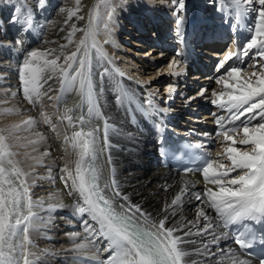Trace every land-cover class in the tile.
Instances as JSON below:
<instances>
[{
    "label": "snow or ice",
    "instance_id": "obj_1",
    "mask_svg": "<svg viewBox=\"0 0 264 264\" xmlns=\"http://www.w3.org/2000/svg\"><path fill=\"white\" fill-rule=\"evenodd\" d=\"M171 2L173 14L177 16L179 35V26L184 22L180 13L186 11L185 0H171ZM234 3L237 8L241 3L246 6L258 3L259 8L255 29L251 32L250 39L244 44L243 49L241 50L238 44L237 52L225 54L223 60L216 65L217 73L223 70V74L216 79V83H223L226 90H232L219 94L213 92L212 95L215 98L211 100L213 105L227 113L226 116H217L215 123L223 130L224 141L230 142L224 148V153L231 166L226 167L219 161L205 158L202 166L203 178L206 182L218 186V190L213 191L209 188L203 194L192 193L196 200L215 212L214 220L221 222L215 223L217 229L242 221L264 223V0H234ZM16 11L18 13L20 9ZM80 18L83 19V17ZM12 21L18 22V16L13 15ZM31 22L29 17L28 25H31ZM72 28L73 31L69 37L77 30L75 25ZM84 33L85 36L80 40L76 50L64 56L66 67L57 65L56 59H48L47 57L51 54L48 51L33 49L27 53L23 64L19 67V81L23 96L30 104L34 103V97L39 99L41 88L52 80L59 69L62 90L77 88L82 96L86 91L88 111L92 113V102L95 99L93 56L86 44L87 38L92 35L90 25H86ZM181 42H183L182 37ZM93 47L96 46L93 45ZM176 56L182 57L183 53L177 52ZM234 56L241 58L242 66L246 63V59L250 58L252 63L248 67L253 71L241 78L242 66L226 68V62ZM95 58L104 59L105 54L96 48ZM179 63H181L180 60H174V63L169 64V68L172 69ZM107 72L108 69L105 68L100 74L101 77ZM45 73L50 74L45 76ZM225 74L228 79L224 78ZM174 90L169 88L170 93ZM49 91H51L50 86ZM116 100L119 103L121 97L117 96ZM97 115L103 118L102 114ZM45 122H48L47 119ZM23 123L31 125L33 120L30 118ZM69 123H71L70 118ZM80 123L84 124L83 116L80 118ZM97 132L98 129H92L88 132L73 133L72 148L76 150L78 156L75 174L67 166L60 170V180L64 184L67 196L75 201L74 212L81 222L85 234L83 239L87 241V243L76 242L81 233H71L70 238L74 243L73 251L77 255H87L86 250L94 249L93 255L89 257L90 261L94 260L96 254L102 250L108 255L101 264H196L194 260H191L193 252L215 259V253L209 251V245L218 243L223 233L216 234L214 220L203 209L197 210L198 219L195 222H185L181 218L168 224L177 214L175 206L183 202L182 196L185 194V189H181L180 194L176 195L170 204L165 205L162 209L163 216L157 218L145 213L140 205L133 204L127 195L118 190L115 180L112 181L111 186L104 185V188H110L113 192L112 197L104 195V190L98 184V170L91 164L83 167L86 158L90 157L93 162L96 159L99 148ZM107 132L108 122L105 121L104 147L109 144ZM230 133H242V137L236 141ZM236 143L248 147L242 150L234 146ZM196 147L199 148L200 145ZM14 155L15 153L9 150L6 137L0 134V264H36L40 257L31 251L33 244L30 232L38 230V223H45L34 210L38 207L43 208V202L32 200L30 191L33 185L27 183L28 174L22 173L16 162L10 158ZM108 162L110 164L111 160L109 159ZM48 171L51 178L52 168L49 167ZM232 173L236 175L232 176ZM11 177L19 181L18 187ZM224 178H228V186H225ZM203 197L207 199L204 200ZM117 200L122 202L117 204ZM58 207L62 208L63 204H59ZM56 208V205H48L49 211H54ZM25 211L27 214H24ZM137 215L143 218L144 223L151 224L154 231L137 223ZM201 217L207 223L201 225L199 220ZM194 228L195 231H193ZM193 236H211L212 239L199 241L201 248L184 247L198 243L197 240L188 239ZM97 238H103L106 241L103 249L95 248ZM255 241V234L245 232L239 233L234 239V243L241 249H251ZM259 242L264 245V233H261ZM230 264H249V262L237 259L232 254ZM258 264H264V255L259 258Z\"/></svg>",
    "mask_w": 264,
    "mask_h": 264
},
{
    "label": "bare ground",
    "instance_id": "obj_2",
    "mask_svg": "<svg viewBox=\"0 0 264 264\" xmlns=\"http://www.w3.org/2000/svg\"><path fill=\"white\" fill-rule=\"evenodd\" d=\"M27 1H29V3H27ZM27 1L0 0V20H1L0 22H2V19L7 14H12V17L13 15L18 16V22L13 23L11 17L9 21L10 23L7 24L5 23L1 30L4 34L8 36V39L12 38V40L10 41L6 40L7 43H5V45L7 44L6 46L9 45L15 46V49L11 47H7L8 51L9 50L11 51L9 52L10 57L11 59L13 58L14 62L13 61L9 62V65L12 64L11 68H9V72H6L7 76L6 75L4 76H6V79H8L5 81V83H8L10 85L12 91L0 92V100L2 99L4 100V102H0V107L4 104L6 105V103H10V102L14 103L15 106L17 107L16 115H14L15 117H20V118L27 117L28 119L31 118L33 120L34 117H38V118L42 117L41 107L39 106L37 108L36 106L37 101L39 100L42 101V99L40 98L46 97V93L49 94V96L53 97V101L50 102L51 104L49 103V105L55 109V113L57 115L58 127H56V129L58 131L59 137L61 138V140H63V142L65 141V145H66L63 146L64 148L63 153L57 154L58 151L57 148L56 150L54 149L55 150L54 152H52L51 147L54 146V143L50 142L49 139H47V137L45 136V139L42 138L33 143L35 150L42 151V153L35 154L38 163L37 166L33 165L27 158L18 157L16 158V161H14L15 158H13V161L16 162L17 166L22 170V172L28 174L27 183L29 185H31V182L35 180L36 183L40 184V188L42 187L46 192H48L47 194L45 193L46 195H42L38 200H36L35 197L32 196L33 194L31 195L30 192L33 201H42L43 203H45L43 204V208L38 207L34 209L37 212L38 216L45 223L44 224L38 223L37 224L38 230L30 232V239L33 244L31 251H34L37 254V256L40 257V259L36 261V264H40L43 260L51 259L47 257L48 253L40 251V249L35 246L36 242H42L43 237L47 236L44 233V230L53 228L52 223L54 222H51L50 219L58 220L57 217L55 216V211L48 210L49 204L56 205L57 208H60L58 207V205L62 203L63 207L60 209H63L65 212L72 211L73 216L70 219V221L67 222L68 223L70 222L71 225L75 226L74 227L75 229L69 231L67 237H71V233L73 232H79L81 233V236L77 237L76 242L87 243V241L83 239L85 234L83 233L81 222L77 218V215L74 212L75 201L73 200L72 197L67 196L66 190L64 188V184L60 180V175H61L60 170L65 166H67L73 172V174H75V163L78 159V156L76 155V150L72 148V139H71L75 131L88 132L92 129H98L97 136L99 138V148L97 149L96 159L93 162L90 157L86 158L83 166H87V165L89 166L91 164L93 167H95L98 170L99 172L98 184L104 190V195H106L107 197H112L113 192L110 190V188H104V185L108 184L109 186H111L112 181L115 180L118 186V190L122 194L127 195L133 204L140 205L145 213L150 214L151 217L153 218H157L158 216L160 217L163 216L164 213L162 212V209L165 208V205L170 204L171 200L174 199L176 195L180 194L181 189H185V194L182 196L183 202L180 205L175 206L177 208V214L175 217H172L170 219L168 224L170 225L172 221L180 220L181 218L185 222L187 221L195 222L198 219L196 215L198 209H203L206 212V214L213 219V214H211L212 210L210 208H207L201 201L196 200L195 197L192 195V193L199 192L198 190L195 189L196 184L193 181H190L187 178L177 175L172 176L166 171H161L159 169L152 168L146 164L145 157L146 155H150V152L146 154V151L150 150L152 146V144L150 143L152 141V131L154 127V121L151 119L150 116V111H152V107H150L149 105L150 107L149 108L144 104V102L142 103L136 102L135 107H132V103L140 99V95L137 91V88L136 89L131 88L130 83L127 82L128 80L119 76L115 70H108V72L105 73L103 77H101L100 74L104 72L105 66L101 59L95 58L96 50L93 47V45H95L96 41L99 39L96 35H93V33L86 40V44L93 56L92 73H93L95 99L92 102L93 103L92 113H89L88 111L89 104L87 100L86 91L85 94L82 96L77 88H69L67 90H62L59 70H57V73L53 75L52 80L48 81V83L41 88L40 90L41 95L39 99H36L35 97L33 98L34 103L30 104L24 98L23 90L20 87V81H19V67L20 65L23 64L24 59L27 56V53L31 50L26 51L27 44L25 43L24 38L27 39L29 35H24L22 30H24V28L32 27V26L34 30H37L39 29V26L40 27L43 26L44 35L36 36L37 43H35L33 49L50 52L51 54L47 57L48 59H53L54 56L61 54L60 55L61 62L64 65V67H66L64 56L70 55L72 51H75L77 46L79 45L80 40L84 38L85 27L87 24H89L87 23L88 14L90 11L89 8L93 7V5L96 4L97 2L96 0H79V3H77V0H27ZM121 1L122 3L121 4L119 3L120 13L118 15H120L122 19L129 18L131 21H133L134 22L133 27H135L133 30H135L136 28L145 29L146 25L150 21L156 22V20H158V22H160L158 23L159 24L158 27L159 26L160 27L156 29H151V32L154 33L152 35L155 36V33L159 35L165 32H166L165 34H169L168 30L166 29L168 28L167 24L169 22H165V20L167 19L164 18L166 17L170 18V16L168 15L166 16V14H168L167 12L158 9L155 3L153 2V0L152 1L151 0H121ZM115 2L117 1L112 0L109 4L115 7L117 5V3ZM217 8L218 10L215 12L217 17L221 19L224 18L225 20L228 18L230 19L233 18L231 17L230 12L227 10L228 8L226 9L225 7L224 8L217 7ZM16 9H20V11L17 13ZM52 9H55V13H53V15L51 13ZM235 10L239 12L243 11L242 8H237V7H235ZM69 13H74V15L70 16ZM242 14L244 18L247 17L246 13L242 12ZM146 15L150 18V21L148 20ZM29 17H31V21H32L31 25H28L27 23ZM80 17H83V19H81ZM112 17H113L112 21L115 24V26H113V32H118L117 31L118 28L122 30L123 27L121 26V20L118 21L117 20L118 18L114 16ZM205 18L203 17L202 20H204ZM89 20H90V16H89ZM205 20H209V19H205ZM235 21L237 22L236 24L239 25L240 30H243L245 28L244 19H240V20L235 19ZM199 22L202 21H197L196 23ZM196 23L194 28H196ZM73 25H75L77 29L73 34L74 36L72 37L73 44L66 46L65 48H63V50H61L62 44L67 40L66 37L73 31L72 28ZM123 25L126 24L124 23ZM128 27L129 25H126V29L123 28V30H130ZM90 28L92 29V27ZM180 29L181 27L179 26V30ZM112 34L113 37H115L114 33ZM136 36L138 38L140 37L143 39L146 38L145 36L143 35L141 36L140 34H138L137 31L135 37ZM160 36L162 37V35ZM122 37L124 36L122 35ZM139 42L135 43L133 41L132 44L134 45L136 44V46L140 47L141 49L145 48L146 51L136 53L135 56H139L140 58L155 57L154 59H152L155 61V63L156 61H158L159 57H162L158 61L159 63H162L163 60L168 58V57L165 58V56H168L166 55V53L156 52L153 49V46H151L150 48H146L145 44H143L142 41ZM5 45H2L0 47H5ZM14 50L18 52H15ZM122 50H125V52L129 51V49L125 47H123ZM220 55L221 54H219V52H216L212 56L214 58H219ZM120 58L122 60L125 59L123 56ZM17 59H19L18 62ZM174 60L175 59L172 60L173 63ZM143 61H144L143 59L142 61L140 60L138 62L133 61L131 62V64L136 66L137 63ZM6 63L7 61H5L4 64ZM143 65L144 64L142 63V67L145 68L146 66ZM151 67L153 68V66ZM173 70L176 71L174 67L172 69H170L169 67L166 68L163 67L160 72L161 75L165 77L166 75L173 73L174 72ZM49 74L50 73H45V76ZM151 78L152 77L143 78L142 86L146 91V96H147L146 100L150 98L151 99L150 103L152 105L153 103L154 104L157 103L155 100V98L157 97L153 99L151 97V95L154 96L153 90L151 92V90L149 91V89L146 88L147 86L150 85V83L148 84V82H150L149 80ZM171 78H174L176 80L178 79L177 77L175 78L174 75ZM202 80L203 79H201L200 81ZM0 82L3 81L1 80ZM144 82H146V84ZM49 86L51 87V91H49ZM193 86L195 87V85ZM200 86H203V84H200ZM150 87L151 85L149 86V88ZM169 87H173V86H170L169 84L165 85L164 90L166 92L163 91V94L168 93L169 96L167 97H170L171 99L173 97L175 98V94L174 96H172L169 92H167V90H169L168 89ZM184 87H181V85L173 87L175 90L174 92H172V94L178 93L179 91H181V88ZM192 87H190V89ZM157 88L158 86L156 87V89ZM198 88L196 92H194V90L191 91L190 93L185 90L183 91L188 93L189 96L193 95L194 93L198 95L199 94L198 92L202 90L201 87L199 89ZM206 91L207 90H204L202 95H205L204 93H206ZM181 95H184V93L182 92ZM202 95L199 94L198 97L194 95L191 96L192 98L196 97L191 101L192 102L191 107L193 108V110L201 111L204 110V107L208 108L210 106L208 103H206L203 104V106L201 107L202 98L200 97ZM117 96L121 97V101L119 103L116 100ZM157 99H161V98H157ZM124 102H126L127 106L124 105ZM96 105H98V107ZM98 113L102 114L103 118H100L97 115ZM81 116H83L84 118L83 125H81L80 123ZM200 116H202L201 117L202 119L208 118V115L204 113H201ZM69 118L71 119V123H69ZM4 121L6 122V120ZM105 121L108 122L107 136H108L109 144L107 147H104V143H103ZM11 123L13 122L11 121ZM24 128L31 130L33 133L37 135H40L43 131L42 130L43 126L42 125L38 126V124L35 123H32L31 125H28V127H24ZM5 129L8 131L9 126L6 125ZM66 137L68 139H66ZM45 153H47L46 154L47 156L45 155ZM56 154L58 156V158H56L57 159L56 164L44 163L45 161H48V157L50 155L55 157ZM109 159L111 160L110 164L108 162ZM60 162L62 164L61 166L58 165V163ZM5 167H9V166L5 165ZM49 167L52 168L51 178H49V171H48ZM54 177H55V181H52L54 180ZM11 179L18 187L19 181L15 177H11ZM190 182H192L193 184L192 183L190 184ZM49 187L51 190L48 189ZM204 187H205V191L209 188L212 189L213 191H216L214 189L213 184L205 185ZM199 193L203 194L202 192ZM203 199L206 200L207 197H203ZM119 202H120L119 200L116 201L117 204H119ZM42 210H45V214L44 213L41 214V212H44ZM24 214H27V212L25 211ZM137 218L140 219L138 215ZM199 220L201 225L207 223V221H204L202 217L199 218ZM144 224L146 226L151 225L146 223ZM54 226L57 227L58 224L55 223ZM195 230L196 229L194 228L193 231ZM214 230L216 234H220V232L215 228V221H214ZM20 238L22 240V236ZM35 239H37L36 242H34ZM188 239L197 240L198 243L195 245H185L184 247L201 248V244L199 243V241L205 239L210 241L212 237L193 236V237H189ZM68 249L69 251L66 256L67 257L66 264H91L92 260L89 261V257H91L93 253L91 252L90 249L86 250L87 255H77V253L73 251L74 249L73 241L71 245H69ZM209 251L215 253L216 257L220 252V250H215L213 248V244L209 245ZM191 260H194L196 264H216L217 258L213 259L208 255H203L200 253L193 252L191 255Z\"/></svg>",
    "mask_w": 264,
    "mask_h": 264
},
{
    "label": "rangeland",
    "instance_id": "obj_3",
    "mask_svg": "<svg viewBox=\"0 0 264 264\" xmlns=\"http://www.w3.org/2000/svg\"><path fill=\"white\" fill-rule=\"evenodd\" d=\"M96 1H97L96 4H94L93 7L89 8L90 11L88 14V21H87V23H89V24H87V25H90V27H92L93 30L91 29V31H92L93 35H96L99 39L95 43V46H96L95 48H99L102 51V53L105 54V58H104L105 60L101 59L102 62L104 63L105 68H107L108 70H115L119 76H121V77L125 76L126 78L130 79V81H127L130 83V87L133 89L137 88V91L140 95V99L133 102L132 107H135L136 102L142 103V102H145V100H146V97H147L146 91L144 90V88L142 86V82H143L142 79L143 78L152 77L149 80L150 82H148V84L150 83L151 87L149 88V86H150L149 85L146 88H148L149 91L151 90V92L153 90L154 96L151 95V97L153 99L155 97L161 98L159 95H160V91L162 90V87L164 85H167V83H169V79L172 77L171 75L175 76L176 71L173 70L174 72L170 73L171 75L168 74L165 77L163 75H161L160 71L163 67H165V68L169 67V64H172L173 63L172 60L175 58L168 56V58L163 60L162 63H159L158 62L159 60L156 61V63H155V61L152 60L155 57L154 58H150V57L149 58H147V57L146 58L145 57L140 58L139 56H135L136 53L145 52L146 50H145V48L141 49L140 47L136 46V44L135 45L132 44L133 41L136 43V42H139L140 40L137 36L135 37L136 31L133 30L135 28V27H133L134 22L131 21L129 18L128 19L127 18L122 19L121 16L118 15L120 13L119 3L121 4L122 1L121 0H114V1H117V2H115V3H117V5L115 7L113 5L109 4L112 0H96ZM190 1L191 0H185V8L188 7ZM193 1H196L197 3H199V6H202L201 10H203L206 13L207 7L204 8L203 6L209 5V2H210L209 0H193ZM218 1L219 0H215L217 6L219 7L218 4H220L221 2L218 3ZM153 2L155 3V5L158 9L163 10L164 12L168 13V14H166V16L167 15L170 16V18L166 17L164 19H167L168 21L171 20L172 16L174 15L173 14L174 9H173V5H172L171 0H153ZM27 3H29V1H27ZM227 4H231L233 9L236 5L234 3V0H228ZM233 4H234V6H233ZM231 6H228V8H230ZM93 8H96V9H93ZM239 8H242L243 11H245V8H247V11H249V13H246L247 16L251 14L250 16L253 19V31H254L255 21H256L257 15H258V11H257L259 8L258 3L250 4L247 6L244 5L243 3H241L239 5ZM214 10L215 9H213V12L211 11V13H209L207 16H210V17L217 16L215 12L218 10V8H216L215 11ZM133 11H134V9H133ZM247 11H245V12H247ZM51 13L53 15V13H55V9H52ZM110 13H111V16H110ZM90 14H91V16H90ZM115 14H116V16H115ZM195 15L197 16V15H199V13L195 12ZM89 16H90V20H89ZM112 16L118 18L117 19L118 21L121 20V26L123 28L126 29V25H129L128 28L130 30H123V28L121 30L120 28H118V30H117L118 32H113V26H115V24L112 21V18H113ZM11 17H12V14H7L2 19V22H0V46L5 45V43H7L6 40H8V41L12 40V38L8 39V36L1 31L2 27L5 23L6 24L10 23L9 21H10ZM251 18H249V19L251 20ZM89 21H91L92 23ZM124 23L126 25H123ZM195 23H194V26H195ZM198 24H200V22ZM167 25H168V27L169 26L172 27L171 23H168ZM194 26H193V28H194ZM180 27H181V25H180ZM166 29L168 30V33H169V29L168 28H166ZM43 30H44L43 26L42 27L39 26V29H37V30H34L33 26L24 28V30H22L24 35H29V37L27 39L24 38V41L27 44L26 51L33 50L35 43H37L36 36L44 35ZM148 32H151V29H148ZM112 33H114L115 37H113ZM165 33H163L164 36H165ZM122 35L124 37L125 36L126 37L124 38V37H122ZM147 35H148V33H147ZM147 35L144 34L143 36L147 37ZM73 36L74 35L69 37V35H68L66 37L67 40L62 45H65V46L72 45L73 44V39H72ZM140 39H142V38L140 37ZM144 42L145 41H142L143 44H144ZM147 43H148V41H147ZM148 44H150V42ZM148 44L147 45L145 44L146 48L151 47ZM6 45H5V47H0V50H1L0 54H3V55H0V81L1 80L3 81V82H0V92L12 91L10 85L8 83H5V81L8 80V79H6V76H7L6 72H9V68H11V65H12V64L9 65V62L10 61L14 62L13 58L11 59V57H10L9 52H11V51L10 50L8 51L7 47H11V48L15 49V46H12V45L6 46ZM123 47L129 49V51H131V52H129V51L125 52V50H122ZM61 50H63L62 47H61ZM15 52H18V51H15ZM60 55L61 54L54 56L53 59H56L57 65L64 67V65L61 62V56ZM122 56L125 59L122 60L120 58ZM153 56H156V55H153ZM6 59H8V60H6ZM142 59L144 61L137 63L136 66L131 64V62H133V61L138 62L140 60L142 61ZM5 61H7L6 64H4ZM18 61H19V59H17V62ZM142 63L144 64L143 66H146L145 68L142 67ZM157 63H158V65H157ZM151 66H153V68ZM6 68H7V71H6ZM149 68H151V69H149ZM251 71L252 70L246 71V72L244 71L243 73H241L240 74L241 78L246 77L248 74L251 73ZM4 75H6V76H4ZM225 76H227V75H225ZM174 80L176 81V79H174ZM134 82H136V84ZM229 82L232 83L233 81H229ZM144 83L146 84V82H144ZM215 84L216 83L213 82L211 85L208 84V86L210 85L212 88H214L215 91L217 90L219 92L220 91L219 88L223 85V83H220L217 86ZM157 86H158V88L156 89ZM169 88H173V87H169ZM181 90H184V89L181 88ZM167 92H169V90H167ZM194 92H196V90H194ZM161 94H163V93H161ZM170 94L174 95V94H172V92ZM199 94H201V93H199ZM199 94L196 95V93H194L193 95L198 97ZM204 94L205 95H202L200 97V98H202L201 107L203 106V104L208 103L207 99L209 97H211L210 94H212V93H208L206 91V93H204ZM148 95H149V93H148ZM193 95H191V96H193ZM191 96H189V98H192ZM40 99H42V101L41 100L37 101L36 106H37V108L39 106L41 107V113H43V115H42V117H39V118L34 117V119H33V123L38 124V126H41V125L43 126V128H42L43 131L40 135H37V134L33 133L31 130L24 128V127H28V125H25L23 123L24 121L28 120L27 117L20 118V117L14 116V115H16V112H17V107L15 106L14 103H11V102L6 103V105L4 104L0 107V130H2V131H0V134L4 135L6 137V143L9 146V150L11 152L15 153V155L11 157L12 160H13V158H15L14 161H16V158H18V157H23V158H27L33 165L37 166L38 163H37L35 154L36 153H38V154L42 153V151L41 150H35L33 143L38 141L39 139H42V138L45 139V136L47 137V139H49L50 142L54 143V146L51 147L52 152H54L56 150V148L58 149L57 154L63 153V151H64L63 146H66L65 141L63 142V140H61V138L59 137L58 131L56 129V127H58L57 115L55 113V109L49 105V103L53 101V97L49 96V94L46 93V97H41ZM43 99H45V100H43ZM0 102H4V100L2 99V100H0ZM208 104L211 105V103H208ZM124 105L127 106L126 102H124ZM36 119H37V121H36ZM45 119H47V121H48L47 123L45 122ZM4 120H6V122ZM11 121L13 123H11ZM6 125L9 126L8 131L5 129ZM16 126H18V127H16ZM149 152H150V150H147L146 154ZM57 154L55 155V157L50 155L48 157V161H45L44 163L56 164L57 163L56 158H58ZM58 165L61 166L62 165L61 162L58 163ZM42 168H45V167H42ZM46 168H48V167H46ZM52 181H55V177H54V180H52ZM31 185H33V186L31 187L30 192H31V195L33 194L32 196H34L36 200L40 199V197L42 195H46L48 193L42 187L40 188V184L36 183L35 180H33L31 182ZM48 189L51 190L50 187ZM43 204H45V203H43ZM42 211H44V212H41V214L42 213L45 214V210H42ZM54 211H55V216L57 217L58 220L50 219L51 222H54V223H52L53 228L44 230V233L47 236L43 237V239H42L43 243L42 242H36L37 239L34 240V242H36L35 246L38 247L40 249V251L48 253L47 257L51 258L49 260H43L40 264H66V258H67L66 256H67L68 251H69L68 247L72 243V239L70 237H67V234L69 233V231H72V229H75L74 228L75 226L71 225L70 222L69 223L67 222V221H70V219L73 216L72 211L71 212H65L63 209H60V208H56V210H54ZM42 216H44V215H42ZM55 223L58 224L57 227L54 226Z\"/></svg>",
    "mask_w": 264,
    "mask_h": 264
}]
</instances>
